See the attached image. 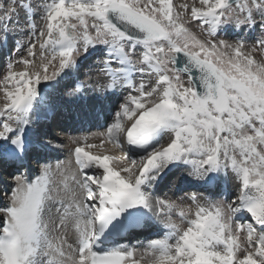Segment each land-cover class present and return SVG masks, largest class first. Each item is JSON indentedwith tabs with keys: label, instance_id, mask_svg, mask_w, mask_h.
Here are the masks:
<instances>
[{
	"label": "snow or ice",
	"instance_id": "obj_1",
	"mask_svg": "<svg viewBox=\"0 0 264 264\" xmlns=\"http://www.w3.org/2000/svg\"><path fill=\"white\" fill-rule=\"evenodd\" d=\"M0 185V264H264V0H0Z\"/></svg>",
	"mask_w": 264,
	"mask_h": 264
},
{
	"label": "rangeland",
	"instance_id": "obj_2",
	"mask_svg": "<svg viewBox=\"0 0 264 264\" xmlns=\"http://www.w3.org/2000/svg\"><path fill=\"white\" fill-rule=\"evenodd\" d=\"M174 2H177V0H174ZM84 71H87V69H84ZM82 78H83V77H82ZM69 135H73V136H75V135H77V133H76V132H72V133L69 134ZM67 136H68V135H67ZM67 136H64V142H63V148H62V150H58V151H56V152H54V153L51 154V159H52L53 161H55L56 159H61V160H63V159L67 158V157L70 155V150H71V148H72L74 145H72L71 142L68 141ZM89 143H98V141L95 140V139H90V140H89ZM117 154H120V153H117ZM33 163H34V169H35V168L37 167V164L35 163V161H33ZM177 175H179V173H177ZM173 179L175 180L176 177L174 176ZM165 190H167V189H165ZM232 191H233V180H231V186H230V188H229V192H232ZM183 192H188V191H185V190H184ZM183 192H177V195H181V194H183ZM215 198H219V197H215ZM139 240H140V239H139ZM137 241H138V240H137ZM140 241H141V240H140Z\"/></svg>",
	"mask_w": 264,
	"mask_h": 264
},
{
	"label": "bare ground",
	"instance_id": "obj_3",
	"mask_svg": "<svg viewBox=\"0 0 264 264\" xmlns=\"http://www.w3.org/2000/svg\"><path fill=\"white\" fill-rule=\"evenodd\" d=\"M77 127H79V125L77 126ZM76 127V128H77ZM71 134V133H70ZM67 135H69V134H65V136H67ZM108 147H111L110 145H108ZM34 167V165L32 164V168ZM34 169V168H33ZM182 184H184L183 182H182ZM225 191H227V187L225 186ZM209 194V193H208ZM229 198H230V194H229V196H228ZM161 234H162V232H161ZM144 239H143V241H146L147 239H150V238H155V237H153V236H151V235H146V232H144Z\"/></svg>",
	"mask_w": 264,
	"mask_h": 264
}]
</instances>
